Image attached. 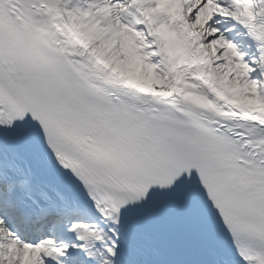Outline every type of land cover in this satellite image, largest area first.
Returning a JSON list of instances; mask_svg holds the SVG:
<instances>
[{
	"label": "snow or ice",
	"instance_id": "snow-or-ice-1",
	"mask_svg": "<svg viewBox=\"0 0 264 264\" xmlns=\"http://www.w3.org/2000/svg\"><path fill=\"white\" fill-rule=\"evenodd\" d=\"M0 264H264V0H0Z\"/></svg>",
	"mask_w": 264,
	"mask_h": 264
}]
</instances>
